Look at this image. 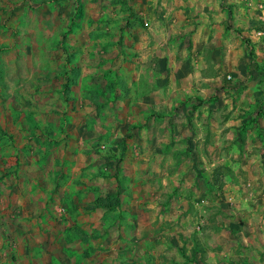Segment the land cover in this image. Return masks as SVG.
Instances as JSON below:
<instances>
[{
	"label": "rangeland",
	"instance_id": "1",
	"mask_svg": "<svg viewBox=\"0 0 264 264\" xmlns=\"http://www.w3.org/2000/svg\"><path fill=\"white\" fill-rule=\"evenodd\" d=\"M228 175H264V0H0V264H264Z\"/></svg>",
	"mask_w": 264,
	"mask_h": 264
},
{
	"label": "crops",
	"instance_id": "2",
	"mask_svg": "<svg viewBox=\"0 0 264 264\" xmlns=\"http://www.w3.org/2000/svg\"><path fill=\"white\" fill-rule=\"evenodd\" d=\"M145 22H146L145 24H148L147 21H145ZM210 79H212V78H204V79H202V81H206V80H210ZM227 179L228 180H227L226 184H224V188H225L226 192H225V195H223V197H222V199L220 201L221 202L220 205L223 206V207L225 206V208H227V205L228 206L230 205L232 207V210L235 213L237 211V208H241L239 206L241 200L240 199L237 200L238 191L241 190L243 192V196H244L243 199H244V202L246 204L245 193L248 192L247 191L248 190L247 187L249 186V182L250 181H251L252 186L255 187L254 189H252V192H254V194L255 193L257 194L256 191L259 190L260 197H264V175H252L251 177H250V175H245V176L244 175H228ZM262 206H264V204H262ZM172 208H171V206H170V208H168V210H169L168 212L169 213L170 212L173 213V209ZM227 209H229V208H227ZM225 212L230 217V215L228 214V212L226 210H225ZM261 212H262V216H264V207H263ZM246 213H247V211H246ZM247 215H249L250 218L247 219V220H244V222H245L244 224H245V226H248V228H249V227H252V225H253V224L250 223L251 222L252 211L249 210ZM237 221H239V220H237ZM224 222H225V224H227V223H230V220L226 219V221H224ZM229 226H232V225H229ZM196 229L198 230V228H196ZM176 241H177L176 238L174 240L173 239L171 240L172 243L173 242L177 243ZM218 252H219V250H218ZM185 257H187V256L185 255ZM187 258L185 260H183L182 262L176 263V264H189ZM218 262H219V264H226L224 262L223 258H219ZM252 262H254V261H252Z\"/></svg>",
	"mask_w": 264,
	"mask_h": 264
},
{
	"label": "trees",
	"instance_id": "3",
	"mask_svg": "<svg viewBox=\"0 0 264 264\" xmlns=\"http://www.w3.org/2000/svg\"><path fill=\"white\" fill-rule=\"evenodd\" d=\"M249 55L251 56V54H249ZM77 72H78V69H73V73L75 74L74 77L77 76ZM66 84L75 85V81L66 80ZM261 84H262V77L260 76L259 81H258V87H260ZM117 204H118L117 199H113L110 201H109V199H105V200L99 199V200H96L95 202L85 206L84 210L86 212H93L94 210H97V209H112L113 207H116Z\"/></svg>",
	"mask_w": 264,
	"mask_h": 264
}]
</instances>
